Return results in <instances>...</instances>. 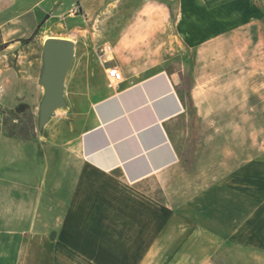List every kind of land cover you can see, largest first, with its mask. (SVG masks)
<instances>
[{
    "label": "crops",
    "instance_id": "0c3cea01",
    "mask_svg": "<svg viewBox=\"0 0 264 264\" xmlns=\"http://www.w3.org/2000/svg\"><path fill=\"white\" fill-rule=\"evenodd\" d=\"M76 2L82 13L68 17ZM250 26H256V0H179L177 34L187 49H202ZM88 31L81 0H0V105L41 106L50 39L77 41L64 91L70 86L89 92L86 83H94L105 63L94 33L85 37ZM79 61L82 66L74 67ZM184 109L171 72L137 81L124 76L92 105L78 140L81 165L72 167L69 183L63 182L69 171L60 183L55 180L30 140L0 135V264H144L149 233H164V208L150 209L134 188L179 163L170 131ZM259 183L256 211L249 207L245 218L238 198L218 197L206 233L222 239L264 235V220L254 218L264 200ZM220 185L241 186L233 177Z\"/></svg>",
    "mask_w": 264,
    "mask_h": 264
},
{
    "label": "rangeland",
    "instance_id": "374dc122",
    "mask_svg": "<svg viewBox=\"0 0 264 264\" xmlns=\"http://www.w3.org/2000/svg\"><path fill=\"white\" fill-rule=\"evenodd\" d=\"M81 1L89 17L85 37L94 33L99 50L111 46L109 61L99 65L93 84L86 83L89 92L66 88L63 115L56 109L43 125L40 105H0V135L30 140L55 180L60 183L69 171L63 181L69 183L72 167L81 165L80 134L92 105L108 93L113 70L132 81L167 70L185 108L170 131L180 161L134 188L150 209L164 208V233H149L144 264H264L263 234L222 239L205 231L218 197L238 198L247 218L256 211V181L264 183V0H256V26L199 50L187 49L177 34L179 0ZM78 63L82 66L79 61L74 67ZM231 177L241 186L222 188ZM254 218L263 223L264 200Z\"/></svg>",
    "mask_w": 264,
    "mask_h": 264
},
{
    "label": "water",
    "instance_id": "95a60500",
    "mask_svg": "<svg viewBox=\"0 0 264 264\" xmlns=\"http://www.w3.org/2000/svg\"><path fill=\"white\" fill-rule=\"evenodd\" d=\"M75 44L68 40L50 39L45 42L46 70L42 78L45 96L40 106V123L43 125L57 108L66 107L64 82L70 69Z\"/></svg>",
    "mask_w": 264,
    "mask_h": 264
},
{
    "label": "built area",
    "instance_id": "2783aa9c",
    "mask_svg": "<svg viewBox=\"0 0 264 264\" xmlns=\"http://www.w3.org/2000/svg\"><path fill=\"white\" fill-rule=\"evenodd\" d=\"M82 13V6L79 2L74 3L70 9L68 10L67 16L68 17H75ZM112 53L111 46H105L99 51V57L102 62L107 63V57L109 54ZM124 80V75L122 71H117L116 69L113 70V80L111 81L110 87L116 86L120 84ZM1 114V111H0Z\"/></svg>",
    "mask_w": 264,
    "mask_h": 264
},
{
    "label": "bare ground",
    "instance_id": "6f19581e",
    "mask_svg": "<svg viewBox=\"0 0 264 264\" xmlns=\"http://www.w3.org/2000/svg\"><path fill=\"white\" fill-rule=\"evenodd\" d=\"M72 41H73L74 43H76V42H77V41H76V40H74V39H73ZM59 111H60V110H58L57 112H59Z\"/></svg>",
    "mask_w": 264,
    "mask_h": 264
}]
</instances>
